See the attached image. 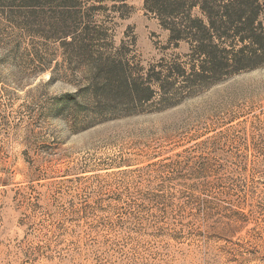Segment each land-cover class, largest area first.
<instances>
[{
    "label": "rangeland",
    "instance_id": "obj_1",
    "mask_svg": "<svg viewBox=\"0 0 264 264\" xmlns=\"http://www.w3.org/2000/svg\"><path fill=\"white\" fill-rule=\"evenodd\" d=\"M153 1L0 0V264H264V59Z\"/></svg>",
    "mask_w": 264,
    "mask_h": 264
},
{
    "label": "trees",
    "instance_id": "obj_2",
    "mask_svg": "<svg viewBox=\"0 0 264 264\" xmlns=\"http://www.w3.org/2000/svg\"><path fill=\"white\" fill-rule=\"evenodd\" d=\"M41 1V0H38ZM149 1V0H147ZM153 1V0H152ZM188 0H168V3L162 0H154L153 7L156 12H165L172 8H180L182 11ZM203 0L198 6L203 11L208 24L202 19L189 21V26L194 27L197 33L191 40L195 42L194 51L199 58L194 64L193 72L207 77L216 76L220 70L236 68L237 71L253 69L250 64L258 63V60L264 59V0ZM219 3V6L217 4ZM216 5V6H215ZM256 5V9L248 13L249 8ZM189 7H196L189 5ZM163 10V11H160ZM170 16V15H168ZM176 26H183L174 24ZM229 26H238L235 32L236 36H240L241 42L249 41L257 49L246 52L243 48L239 51L222 56L216 50L217 48L211 43H206V34L218 35V39L229 37ZM258 29H260L258 31ZM171 30V29H170ZM174 30L172 29V32ZM223 32V33H222ZM247 34V35H243ZM200 35V36H199ZM193 36V35H192ZM224 52V51H223ZM254 66V65H252Z\"/></svg>",
    "mask_w": 264,
    "mask_h": 264
}]
</instances>
